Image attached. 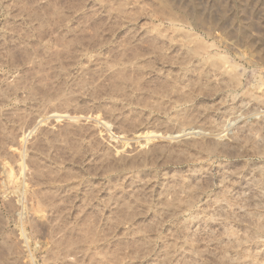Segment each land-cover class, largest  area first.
<instances>
[{
	"label": "rangeland",
	"instance_id": "1",
	"mask_svg": "<svg viewBox=\"0 0 264 264\" xmlns=\"http://www.w3.org/2000/svg\"><path fill=\"white\" fill-rule=\"evenodd\" d=\"M0 264H264V0H0Z\"/></svg>",
	"mask_w": 264,
	"mask_h": 264
},
{
	"label": "bare ground",
	"instance_id": "2",
	"mask_svg": "<svg viewBox=\"0 0 264 264\" xmlns=\"http://www.w3.org/2000/svg\"><path fill=\"white\" fill-rule=\"evenodd\" d=\"M187 128V127H186ZM186 128H182L181 130H185ZM188 128H190V127H188Z\"/></svg>",
	"mask_w": 264,
	"mask_h": 264
}]
</instances>
